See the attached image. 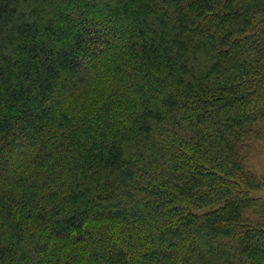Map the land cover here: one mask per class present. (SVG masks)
<instances>
[{"label":"trees","instance_id":"1","mask_svg":"<svg viewBox=\"0 0 264 264\" xmlns=\"http://www.w3.org/2000/svg\"><path fill=\"white\" fill-rule=\"evenodd\" d=\"M264 0H0V264H264Z\"/></svg>","mask_w":264,"mask_h":264},{"label":"rangeland","instance_id":"2","mask_svg":"<svg viewBox=\"0 0 264 264\" xmlns=\"http://www.w3.org/2000/svg\"><path fill=\"white\" fill-rule=\"evenodd\" d=\"M245 164L261 183V187L253 191L251 197L264 200V139L250 144L247 148Z\"/></svg>","mask_w":264,"mask_h":264}]
</instances>
